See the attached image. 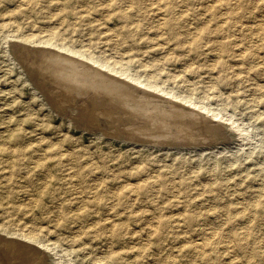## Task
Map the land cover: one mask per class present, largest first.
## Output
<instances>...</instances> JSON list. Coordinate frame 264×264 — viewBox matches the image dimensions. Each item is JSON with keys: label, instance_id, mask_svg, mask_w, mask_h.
Wrapping results in <instances>:
<instances>
[{"label": "rangeland", "instance_id": "rangeland-1", "mask_svg": "<svg viewBox=\"0 0 264 264\" xmlns=\"http://www.w3.org/2000/svg\"><path fill=\"white\" fill-rule=\"evenodd\" d=\"M153 1L0 0V233L38 252L7 246L4 264H264V0H181L160 20ZM46 49L207 101L238 129L216 118L227 139L196 147L127 140L122 107L82 108Z\"/></svg>", "mask_w": 264, "mask_h": 264}, {"label": "bare ground", "instance_id": "bare-ground-1", "mask_svg": "<svg viewBox=\"0 0 264 264\" xmlns=\"http://www.w3.org/2000/svg\"><path fill=\"white\" fill-rule=\"evenodd\" d=\"M178 3H181V0H154L152 3L153 5L149 11H151L154 16L158 17V20H160L164 16L163 13H168V14L174 13L176 11V7H178ZM130 8H131V6H130ZM133 9L136 10L134 12L135 14L139 13L141 16H144L146 13L149 12V11H147L146 7L141 6V5H136V6L134 5ZM177 34H178V32H177ZM253 34L255 35L257 33L254 32ZM247 35L250 38H245V39H251L252 38L251 34H247ZM245 36H246V34L244 35V37ZM222 38H223V40H226L228 44H231V42L233 40V34L228 33L227 35L222 36ZM261 40H264V38H261ZM198 42H200V41H198ZM241 43H242V39L238 40V41L234 40V46H236V45L238 46ZM204 44L206 45L207 43L205 42ZM28 51H29V49H28ZM40 51L43 52L41 55V62L43 63V65H45V68L50 71V76L52 77V79L57 84H59L65 91H69V92L74 93L73 95L78 97V101H80V100L82 101L80 103V106L81 107L83 106L82 108L88 110V107H89V108H91L92 111H95L96 109H99L103 106H110L109 104H107V101H113V103H115L117 106L122 107L120 109L122 111L121 113L128 115L129 116L128 120L131 119V123L129 122V124L133 125L129 129L121 130V133L125 135V137H126L125 139H127V140L129 139L132 141H140V140H143L145 138L148 140V142L151 141V142H154V144L168 145V146H172L175 148H180V147H184V146L196 147L197 145L200 146V145H204V144H210V143L212 144L214 142L216 143V141H222L223 142V140L227 139L223 134L218 133V130L221 128L220 127L221 123H218L219 124L218 125L216 123V120H215L216 118H218L219 120L224 118L227 121L228 120L231 121L229 126L228 125L225 126V127H227L226 130L228 132H230L231 129L232 130L238 129L237 126L236 127L233 126L234 124L232 122V118L224 117L223 111L221 109L211 107L207 101L206 102L203 100H199V101L196 100L195 101V100L190 99L191 97L190 98L187 96L181 97L178 95L176 96L173 93L163 92L160 89V87L159 88L157 87L158 85L152 86L151 84L143 83L142 81L139 80V78L136 79V78L129 76L125 72H122L119 70L117 71L114 64H110L107 61L99 62L91 56H84L82 54H80L79 56H83L84 60H79L76 58H72L73 57V56H71L72 54L69 55L70 56L69 57V56H66L62 53L55 52L56 50L51 51V50L46 49V50H40ZM242 52H244V51H242ZM65 54H67V53H65ZM75 57H77V56L75 55ZM35 65H36V63H35ZM94 65H96L99 68L94 67ZM7 69H8V67H7ZM257 69L258 68L255 67L254 71H257ZM38 72H39V70H38ZM247 72H253V67L250 66L247 69ZM258 72H260L264 75V71L262 72V69L258 70ZM110 73H115V74H110ZM237 83H238V81H237ZM138 84L143 85L145 88H147L149 90L151 89L153 91H157L158 93L166 94L170 98L163 97V96L158 95L156 93H153V92H151L145 88L138 87L137 86ZM48 90H47V92H48ZM166 95H164V96H166ZM54 97H55V95H54ZM80 97H82V98H80ZM173 99L174 100L179 99V100H181V102L183 101L185 103V105L187 104V106L179 105L180 103L178 104ZM104 100H105V103H104ZM251 100L255 101L256 99L253 98ZM78 103H75V104H78ZM191 107H194V108H191ZM75 112H76V110H75ZM75 112L73 111L72 114L76 115V114H74ZM102 113L103 112L100 109V112H98V115H101ZM207 114H209L210 117H212L213 119L207 118L208 117V116H206ZM134 117L138 120L133 121L132 118H134ZM109 118H110V116H109ZM117 120H120V119H117ZM87 121H89V120H87ZM98 121H99V119L97 120V123H98ZM207 121L208 122L214 121L216 124L213 123L215 125H209L210 123L206 124ZM124 122H125V120H124ZM137 125H139V126H137ZM235 125H237V124H235ZM103 126H104V124H103ZM104 128H106V127H104ZM240 130H244V129L241 128ZM202 132H206V133L203 134ZM100 133H101V131H100ZM198 133H200V134H198ZM209 134H212L213 136L212 137L209 136L210 138H208ZM226 136H227V134H226ZM84 182H87V180H84ZM138 207H140V206H138ZM149 228H150V226H149ZM6 234L13 235L12 232H7ZM212 236H214V235H212ZM25 239L32 241V242H35V240L32 239L31 237L21 236V238L14 237V239H11V238H8L7 235L0 233V245H3V248H0V261H1L0 263L4 264L6 262V261L3 262V260H6L5 253L7 251L8 252L9 251L18 252L15 249L16 247L19 249H21V248L25 249L27 253H28V251H31L32 254H38L37 250L33 247L31 248L33 250H29L31 246H29L26 242H24V241H27ZM22 240H24V241H22ZM28 243H30V242H28ZM30 245H32V244H30ZM7 246H9L11 249L6 251V250H4V248ZM44 251H43V253H44ZM17 254L19 255L20 253L18 252ZM39 256H40V253H39ZM40 258H42V257H40ZM48 258H50V257H48ZM48 258H46V259H48ZM12 259H15V257L13 256Z\"/></svg>", "mask_w": 264, "mask_h": 264}]
</instances>
